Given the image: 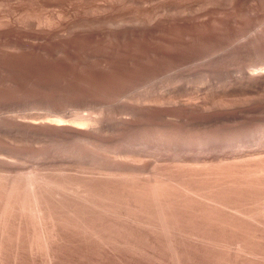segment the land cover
I'll return each instance as SVG.
<instances>
[{
	"label": "bare ground",
	"instance_id": "6f19581e",
	"mask_svg": "<svg viewBox=\"0 0 264 264\" xmlns=\"http://www.w3.org/2000/svg\"><path fill=\"white\" fill-rule=\"evenodd\" d=\"M224 34L212 28L200 35L214 43ZM198 51L184 48L167 56L180 62L199 55ZM159 59L152 65L144 63L141 77L121 80L127 85L160 77L166 65ZM254 69L245 73L249 81L254 79V86L249 84L248 89L246 85L248 90L243 91L250 90L247 96L252 92L257 96L246 97L245 101L235 98V102L231 92L220 91L221 96L219 92L213 97L218 89L213 88L220 85L216 81L212 90H207L213 94L208 102L198 100L199 95L197 102L175 101L179 97L172 100L174 94H170L174 102L162 96L152 102L141 99L130 103L129 99L124 116L119 110L125 104L113 102L119 110L116 108L113 114L93 112L94 117L83 105L90 101L89 96L86 103L81 101L83 111H72L67 104L68 110L61 109L60 114L44 117L42 112L41 117L40 111L36 114L31 110L39 116L37 120L35 115L33 120H20L25 110L18 117L11 108L17 96L3 93L1 88L0 264H264V94H259L264 92V70ZM228 78V83L222 81L234 89ZM238 80L241 84L244 79ZM173 89L177 91L176 85L171 93ZM239 90L243 93L242 88ZM65 94L63 98H71Z\"/></svg>",
	"mask_w": 264,
	"mask_h": 264
},
{
	"label": "rangeland",
	"instance_id": "374dc122",
	"mask_svg": "<svg viewBox=\"0 0 264 264\" xmlns=\"http://www.w3.org/2000/svg\"><path fill=\"white\" fill-rule=\"evenodd\" d=\"M258 14L259 17L257 16ZM227 18H229V21ZM208 20H211L209 21L211 28L208 25L209 23L206 22ZM212 28L215 29L216 32H221V34L223 32L225 33L223 35L224 37L222 36L219 39L216 38L214 43L205 40L200 35L201 33H203V35L207 34L212 30ZM229 29L231 31H229ZM184 37H186V39ZM179 44H181V47ZM193 44L196 45L194 46ZM240 44H244L245 46ZM232 45L233 47H231ZM241 46L242 48H240ZM97 48L98 51H96ZM184 48L187 50L190 49V51L194 53L199 50V55H194V58H189L190 61L189 59L186 61L182 60L180 61L181 63L179 60L171 58L170 55L167 56L170 52V54H173L179 49L184 50ZM200 48L202 50H200ZM70 49L72 51H70ZM89 49L92 50L90 51ZM192 49L195 50L192 51ZM161 53H164L165 55H161ZM141 59H143L144 62ZM158 59L162 61V64L166 65V69L162 74H160V77L156 75L154 76V79L151 77L149 82L148 80H143L140 81L141 83H127V85L124 79V81L121 80V78H125L126 76L135 77V79L141 77L144 71V63H146V65L148 63L151 64ZM117 60L119 61L117 62ZM145 60L149 61L145 62ZM140 62H143V64ZM208 62L211 64V68L209 66L210 64L207 65ZM203 66L206 67L204 68ZM177 67L179 68L177 69ZM254 67L256 69H254V71L256 72H259V70L261 71V69L264 70V0H0V69L3 70H0V75L3 77L2 80V77L0 76V90L2 88L1 91L3 93L11 92L17 96L16 102L13 101L14 103H12L13 105L11 106V108L16 110V113L15 110L12 111L13 109L11 111L12 113L14 112V115L17 114L18 117L21 113H24L22 110H25V115H31L33 112L39 114L40 111L39 116L43 117L45 115L44 117H47L48 115L51 116L53 113L60 114L62 110H68L67 108H70L72 111H83L84 107L85 110L86 108L89 111L92 110V113L88 110L86 113H90L93 116L95 114L99 115L110 112V114H113L116 108L119 110L120 106L118 107L117 105H122V103L125 105L124 107H120L119 112L122 110L121 112L124 116V114H126L125 107L128 105L126 103H129V99H131L130 103H132L136 100H146L148 102H152V99H163L162 97H164L167 101H170L172 98V100H175L176 97H179L178 100L175 101L186 100L187 102L190 99L191 102H195V99H198L197 95H199L198 100H203V102H201L204 103V101H209L207 99L212 100L215 94L218 95L220 91L224 92L223 94L231 95V93H234L232 95H235V97L232 99L235 102H237L236 100L240 101L243 98V101H245L246 97L248 98L257 94L256 92V94L252 92L253 95L250 94L247 96V93L249 94L251 92L250 90L246 92L249 89V84L253 85L255 83L254 79L253 81H249L251 79L246 78V72H248L247 70L250 68H252V70L250 69L251 71H249L252 72ZM256 67H258V70ZM119 68L121 71H119ZM194 68L195 70L193 71L192 69ZM207 68L209 71H207ZM1 72L4 75H2ZM192 73H194V75ZM212 76L214 80L217 79L215 82ZM235 76L238 79L240 78V81L244 79L242 80L243 82L241 81V84H238L239 80ZM103 77H106V82ZM116 77H119L120 80L115 81ZM219 77L221 81L219 80ZM228 77L232 79V84H235L233 86L234 89L237 85L239 87L241 85L242 86L240 88L237 87L238 89L236 88L235 90L232 89V85L226 84L230 80ZM17 78L19 80H17ZM101 78H103L102 81ZM172 78L175 79L172 80ZM4 79L7 82L4 81ZM169 79L170 81H168ZM225 79L229 80L226 82ZM247 80L250 83H247ZM207 81H209V84ZM216 81L220 82V88L223 86L221 89H219V87L213 88L217 84ZM252 82L253 84H251ZM1 83L3 85H1ZM206 83L209 86H205L207 85ZM11 84L14 85V88ZM125 85H129L128 88ZM169 85H171V87H175L176 85L177 91H174L173 89L171 93V87H169ZM198 85H203L208 89L201 86V89L198 87L196 88ZM246 85L248 89L246 88ZM17 86H20V89ZM229 86L231 89H229ZM47 87L51 90L49 91ZM163 87L164 90L167 89V87L169 88L162 91ZM192 87H194L195 90L194 88L190 89ZM225 87H228V89H225ZM132 88L133 91L131 90ZM181 88L187 90L181 91ZM212 88L214 90L218 88L216 90L217 92L214 90V92L212 91L214 95L207 91H211ZM241 88L243 93H239L241 91L239 89ZM243 88H246V91L245 89L243 91ZM33 89L35 90L33 91ZM45 89H47L48 92ZM119 89L122 91L120 92ZM197 89L201 91L206 89L203 91L205 95L201 91L200 93H203L201 96L200 93L196 94V91L199 92ZM21 90L24 93H22ZM27 91L28 93H31L28 94ZM39 91L42 93L40 92V94ZM79 91L82 93L79 94ZM87 92H89L90 95ZM125 92L131 93L133 97L131 98V94H126ZM159 92H162V95L161 93L159 94ZM163 92H165V96H163ZM178 92L184 93L180 94ZM222 92H220L219 96L222 95ZM235 92L240 95L235 94ZM245 92L246 95H244ZM260 93L261 95L264 94V92H259V94ZM23 94L25 95L23 96ZM64 94L66 98V95L71 98H68V100L63 98ZM170 94H172L171 96L174 94L175 97L171 98ZM192 94H194V96L196 94V98ZM43 95L45 96L43 97ZM99 95L100 98L98 97L97 99V96ZM157 95L159 97H157ZM191 95L194 97V100L193 98L191 99ZM203 95L205 97L210 95L211 97L207 96L208 98L206 97L205 100ZM38 96L42 99H39ZM78 96L80 98H78ZM89 96L90 99L88 98ZM103 96H105V99L107 98L106 101L103 99ZM166 96L168 97L166 98ZM219 96L216 97L219 98ZM60 97L62 99H60ZM109 97H112L113 100ZM134 97L136 98L134 99ZM216 97L215 99H217ZM27 98H29L28 101ZM57 98L60 100H57ZM114 98L119 102L117 101L116 103ZM235 98L237 99L235 100ZM18 99L22 102V104L19 103ZM47 99H49V101ZM70 99L72 102H69ZM72 99L75 100V102ZM85 99H89L91 103H89L90 101L88 100L89 102H87V104L84 102ZM92 100L94 102H92ZM96 100L100 101L101 104H99V102L96 103ZM81 101L86 103V105ZM60 102L61 104H59ZM77 102L82 108H78L80 105ZM102 102L104 103L102 104ZM105 102L107 103L106 106L104 105ZM113 102L117 105H114ZM201 102L198 101V103ZM228 102L231 101H227L226 104ZM50 103L53 104L52 107ZM111 103L113 104L111 105ZM14 104L17 105L15 106ZM55 105L59 106L55 107ZM101 105L104 106L101 107ZM107 105H109L111 110H108L109 107ZM107 107L108 109H106ZM56 108L60 109V112H57L58 110ZM97 108L99 112L95 111ZM31 110H33V112ZM44 110H46V112ZM50 111L54 112L49 113ZM19 112L21 113L19 114ZM26 112H28V114ZM25 115L23 114L20 116V120H23L24 117V119L28 118L29 121L30 119L33 120L35 113L33 116L31 115L32 118L30 115V117ZM96 115L94 117H96ZM36 116L37 115H35L36 119L34 118V120H37V117H39ZM41 117L38 119L40 120Z\"/></svg>",
	"mask_w": 264,
	"mask_h": 264
}]
</instances>
